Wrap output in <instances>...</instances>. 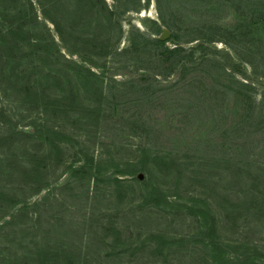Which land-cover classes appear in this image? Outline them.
Instances as JSON below:
<instances>
[{
	"label": "rangeland",
	"instance_id": "rangeland-1",
	"mask_svg": "<svg viewBox=\"0 0 264 264\" xmlns=\"http://www.w3.org/2000/svg\"><path fill=\"white\" fill-rule=\"evenodd\" d=\"M0 221V264H264V0H0Z\"/></svg>",
	"mask_w": 264,
	"mask_h": 264
},
{
	"label": "trees",
	"instance_id": "trees-1",
	"mask_svg": "<svg viewBox=\"0 0 264 264\" xmlns=\"http://www.w3.org/2000/svg\"><path fill=\"white\" fill-rule=\"evenodd\" d=\"M4 207L6 206V204H4L3 205ZM16 208V207H15ZM18 210V207H17V209H16V211ZM15 211V212H16ZM14 214V213H13ZM6 221V220H5ZM2 223H4L3 221H0V226L2 225ZM135 248V247H134ZM38 254L40 255V248H39V250H38ZM39 258H40V256H39Z\"/></svg>",
	"mask_w": 264,
	"mask_h": 264
},
{
	"label": "water",
	"instance_id": "water-1",
	"mask_svg": "<svg viewBox=\"0 0 264 264\" xmlns=\"http://www.w3.org/2000/svg\"><path fill=\"white\" fill-rule=\"evenodd\" d=\"M166 33H167V30L163 28L160 36L163 37Z\"/></svg>",
	"mask_w": 264,
	"mask_h": 264
}]
</instances>
